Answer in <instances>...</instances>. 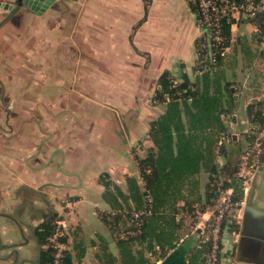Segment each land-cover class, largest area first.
Segmentation results:
<instances>
[{
	"label": "crops",
	"instance_id": "crops-1",
	"mask_svg": "<svg viewBox=\"0 0 264 264\" xmlns=\"http://www.w3.org/2000/svg\"><path fill=\"white\" fill-rule=\"evenodd\" d=\"M4 10L0 8V264L35 263V233L53 214L67 225L64 242L74 263L100 264L103 241L118 257L98 213L108 209L99 178L105 175L123 190L128 176L138 178V159L154 148L150 124L165 110V102L156 97L159 76L167 71L176 82L183 76L196 78L200 29L195 14L186 0H54L41 14L26 6L8 10L12 15ZM20 11L33 21L20 24L14 35L5 27ZM234 35L232 50L245 38L257 47L249 25L240 23ZM233 93L235 110L244 114L236 128L225 115V132L234 135L243 133L248 102L235 88ZM230 150L226 147L223 154L232 156ZM232 216L237 229L222 232V264H228L232 251L231 264L250 263L248 253L264 254V161ZM209 217L206 207L200 210L198 219ZM244 222L250 234L241 233ZM191 235L186 232L153 264H188L202 243ZM80 242L85 252L78 259L75 245ZM31 244L35 255L22 254Z\"/></svg>",
	"mask_w": 264,
	"mask_h": 264
},
{
	"label": "trees",
	"instance_id": "trees-1",
	"mask_svg": "<svg viewBox=\"0 0 264 264\" xmlns=\"http://www.w3.org/2000/svg\"><path fill=\"white\" fill-rule=\"evenodd\" d=\"M222 31L229 37V23L225 18ZM158 84L161 90L156 97L165 102V110L150 124L148 135L154 148L138 159V178L128 176L125 190L105 175L99 178L104 186L102 199L108 206L107 210L98 212L99 217L109 228L118 249L116 257L103 241L97 255L100 264H153L147 253L157 254V259H162L180 238L177 203L183 201L191 210L194 203L203 201L201 210H204L206 204L220 194L214 177L222 167L213 160L214 146L218 134L227 129L224 117L234 103L232 84L226 82L224 70L196 75L193 81L183 76L176 84L164 71ZM263 108L264 100L248 104L245 109L247 119L261 120ZM202 169L208 172V180L200 188L197 174ZM227 170L230 181L225 179L221 187H232V200L239 201L243 197L241 182L234 178L232 165H228ZM54 219L53 215L49 217L42 230L35 233L40 247V264H48L52 259L54 250L48 237L52 234ZM233 220L232 216L223 218L220 238L224 230L237 229ZM122 221L129 222L124 235L116 232ZM60 241H66V237ZM199 245L200 248L191 252L188 264H205L210 244L202 242ZM75 248H80L77 257L81 259L85 252L81 242ZM74 256L70 250H63L59 264H76Z\"/></svg>",
	"mask_w": 264,
	"mask_h": 264
},
{
	"label": "built area",
	"instance_id": "built-area-1",
	"mask_svg": "<svg viewBox=\"0 0 264 264\" xmlns=\"http://www.w3.org/2000/svg\"><path fill=\"white\" fill-rule=\"evenodd\" d=\"M192 8L196 25L199 28V36L196 39V61L195 75L212 73L218 66V63L224 60L232 51L235 43L234 29L240 24L249 25L251 34L258 47V53L264 60V0H186ZM225 18L229 23V37H226L222 31V21ZM178 82L173 81V84ZM247 104H250L249 102ZM227 119H233L237 122V113L226 115ZM261 120L250 121L247 119V127L244 131V145L239 158V162L234 167V178L241 182L242 191L247 189V183L250 182L256 169L264 161V108L261 110ZM232 133L221 132L216 143L220 146L228 141ZM230 181V178H226ZM219 197L213 201V208L209 210L210 217L206 220H200L194 230L198 228L201 234L206 231V237L202 242H208L209 252L206 256L205 264H216L218 261L219 236L221 231V222L230 210L234 213L241 203L232 200V187L222 188L221 184L215 183ZM182 203H184L182 201ZM184 205V204H183ZM187 207V206H185ZM194 207V206H193ZM177 206V210H178ZM199 214V209H195ZM233 215V214H232ZM138 217V214H134ZM177 219L181 215L177 213ZM233 217V216H232ZM66 224L63 219L55 218L53 221V231L48 237L50 246L54 252L52 259L48 264H59L61 254L66 249L65 242L60 238L65 237Z\"/></svg>",
	"mask_w": 264,
	"mask_h": 264
},
{
	"label": "rangeland",
	"instance_id": "rangeland-1",
	"mask_svg": "<svg viewBox=\"0 0 264 264\" xmlns=\"http://www.w3.org/2000/svg\"><path fill=\"white\" fill-rule=\"evenodd\" d=\"M14 1L15 0H5V2L13 4L14 7L12 8V10H18L19 7L15 5ZM22 10L27 11L26 8ZM4 11L7 12L8 10H4ZM23 11L17 12L15 16L13 17V21H11L5 27V29L10 30L11 33H13L14 35H17V33L20 32V29H19L20 24H23L29 21L27 22V25H28V23H31V21H33V19H30V18L27 19V14L22 13ZM9 12L11 11H8V14ZM10 14L12 15L13 11ZM7 15L6 13H4L5 17ZM13 34L12 35L10 34V35L13 36ZM6 35L9 36V34H6ZM3 37L4 35H2V31L0 30V52H2V49H3ZM243 40L244 41L239 48H236L234 46V49L227 55V57L224 60L220 62L219 66L215 69V71L224 70L226 82H229L230 84H232L231 86L235 88V91H238L243 95L242 98L244 100H247V102L252 103L258 100H264V60L262 59L261 55L258 53V47H255L253 44L249 43L248 38H245ZM242 72L247 73L248 77H246L245 74H243ZM237 107H238L237 104L233 103L232 107L230 108L231 109L230 113H232L233 111L235 112L239 111V110H235L237 109ZM237 116H238V123H241V121H244L243 120L244 114L241 112V110L237 113ZM226 123L228 124V122ZM246 127L247 125L244 122V129H246ZM238 129L240 130L241 127L239 126ZM219 135L220 134H218V136ZM229 143H230L229 141H225L224 145L222 146H220L217 143L214 146L213 160L216 162L218 167L220 168L222 167V169L219 168L220 170L216 173L217 175L214 177V181L221 185L223 184L226 178H229L228 175L226 174L228 173V170H227L228 165L229 166L232 165L235 167L237 163L239 162V158H240L239 153L240 155L242 153L241 151L238 154L237 153L235 154V152L237 151L230 150V152L232 151V156H227L223 154V151L225 150V148L226 147L229 148ZM197 178L199 180L200 188H202L203 185L208 180V172L202 169L199 172V174H197ZM193 196H191L189 199L191 200ZM183 204L184 203H182V201H179L177 203V206L179 207L177 210V213H179L182 218L181 219L182 226L180 230L178 231L179 237L184 236L186 232H189V233L192 232V234L194 235H191V236H195L197 238V242H199V240H201L203 237H206L207 234L205 231L204 234L200 233L199 236L195 235L196 231L194 230V227L196 226L197 223H199L200 220H202L201 218L198 219V214L195 212V209H199L200 211L203 205H201L200 203L198 204L194 203L193 205L194 208L192 206V209L188 210L187 207H185V205ZM205 207L207 208V210H211V208H213V201L209 203V205L206 204ZM102 211H105V210H102ZM232 214L234 213L229 210L226 213V216L231 218ZM233 222H235V220H233ZM117 227L118 228L116 229V232L120 233L121 235H124L126 232V229L129 227V222L122 221L120 225H118ZM18 236H20V238H23L22 234H19ZM222 237L223 235L221 232V238ZM221 238L219 236V241H221ZM21 241H24V240H21ZM33 245L34 244H31L30 246H28V249H26L28 253L22 250V254L35 255L36 250L34 249ZM219 245H220V242H219ZM31 249H33V251H31ZM221 250H222V247H219V251L217 254L218 261L216 264H220V262L222 264L223 261H225V257L222 256ZM147 255L149 256L148 253ZM156 255L157 254H153L150 256L152 259V262H154L157 259ZM220 257H221V260H220ZM233 260H234V252L232 251L231 253L227 254L228 264H231Z\"/></svg>",
	"mask_w": 264,
	"mask_h": 264
},
{
	"label": "water",
	"instance_id": "water-1",
	"mask_svg": "<svg viewBox=\"0 0 264 264\" xmlns=\"http://www.w3.org/2000/svg\"><path fill=\"white\" fill-rule=\"evenodd\" d=\"M52 2H54V0H15L14 3L15 5H17L18 7L21 6H26L27 8H29V11L31 13H35V14H41L42 12H44L51 4ZM13 4L12 3H7V2H2L0 1V8L1 9H8V10H12L13 8ZM231 92H234V88L231 87ZM234 98H236V95H234ZM248 210V209H247ZM249 211L251 213H254V210L249 208ZM248 213V212H247ZM245 222H246V218H245ZM244 222V226L241 230V233H245V234H250L251 232L246 231L245 227L246 224ZM242 240V238H240ZM250 239V238H248ZM255 239V238H254ZM254 241V240H253ZM39 248V252L38 255L40 254V247L38 245ZM250 258V260H248V262L253 263V264H264V254L261 253V255H252L251 253L247 254ZM239 260H243L244 257L242 258L241 256L238 257ZM250 263H245V264H250ZM33 264H40L39 261L37 260L35 263ZM234 264H244V262H237Z\"/></svg>",
	"mask_w": 264,
	"mask_h": 264
},
{
	"label": "flooded vegetation",
	"instance_id": "flooded-vegetation-1",
	"mask_svg": "<svg viewBox=\"0 0 264 264\" xmlns=\"http://www.w3.org/2000/svg\"><path fill=\"white\" fill-rule=\"evenodd\" d=\"M246 123H247V120H245ZM235 126L234 128H236V123H233ZM243 133H234V135L232 134V136L230 137V139L228 140L230 143H229V146L231 147V150L232 151H238V152H241L243 150V145H244V131L245 129H242ZM39 257V256H38Z\"/></svg>",
	"mask_w": 264,
	"mask_h": 264
}]
</instances>
